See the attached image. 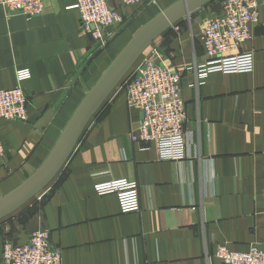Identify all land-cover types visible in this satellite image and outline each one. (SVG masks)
<instances>
[{
	"label": "crops",
	"instance_id": "crops-1",
	"mask_svg": "<svg viewBox=\"0 0 264 264\" xmlns=\"http://www.w3.org/2000/svg\"><path fill=\"white\" fill-rule=\"evenodd\" d=\"M178 0L126 8L128 21L103 47L83 29L77 0H44L41 15H7L0 5V89L29 94L25 122L0 119V199L46 160L73 113L100 76L148 21ZM210 0L158 35L91 117L65 164L38 194L0 219V264L7 241L22 244L44 227L62 249L63 264H225L219 243L235 251L264 248V0L253 40L252 72L215 71L199 78L207 60L201 29L222 13ZM160 43L166 62L182 73L191 157L160 159L130 132L141 117L126 92H116ZM27 69L30 76L20 80ZM132 179L141 208L122 210L98 183Z\"/></svg>",
	"mask_w": 264,
	"mask_h": 264
},
{
	"label": "built area",
	"instance_id": "built-area-1",
	"mask_svg": "<svg viewBox=\"0 0 264 264\" xmlns=\"http://www.w3.org/2000/svg\"><path fill=\"white\" fill-rule=\"evenodd\" d=\"M156 3L157 0H77L83 29L94 45L105 46L114 31L130 18L129 7ZM7 15L22 14L27 18L41 15L44 0H0ZM260 20L258 0H224L222 13L208 16L201 29L207 60L199 64L200 79L210 73L252 72L255 68L253 50H242L253 40L254 27ZM30 76L27 69L18 73L20 80ZM182 73L174 70L165 59L161 44L154 43L147 55L132 69L116 92L125 90L130 108L138 109L141 117L132 127L131 139L143 148L155 147L160 159L181 161L191 157L187 111L182 87ZM29 94L21 85L0 89V119L25 122L28 118ZM5 147L0 139V158ZM99 195L115 194L122 210L141 208L139 184L132 179H114L95 185ZM215 255L225 264H264V248L253 244L247 251H235L219 243ZM3 264H63L62 249L50 242V231L41 227L22 244L7 241L2 252Z\"/></svg>",
	"mask_w": 264,
	"mask_h": 264
},
{
	"label": "water",
	"instance_id": "water-1",
	"mask_svg": "<svg viewBox=\"0 0 264 264\" xmlns=\"http://www.w3.org/2000/svg\"><path fill=\"white\" fill-rule=\"evenodd\" d=\"M209 1L178 0L140 28L79 104L43 164L19 187L0 199V219L21 207L53 180L75 148L91 117L152 41L173 23L189 16Z\"/></svg>",
	"mask_w": 264,
	"mask_h": 264
}]
</instances>
